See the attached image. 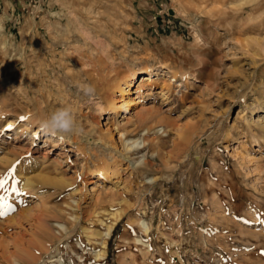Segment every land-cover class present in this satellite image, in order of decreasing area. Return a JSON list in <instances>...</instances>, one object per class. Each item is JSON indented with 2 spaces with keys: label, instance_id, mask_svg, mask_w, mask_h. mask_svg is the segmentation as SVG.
Here are the masks:
<instances>
[{
  "label": "rangeland",
  "instance_id": "rangeland-1",
  "mask_svg": "<svg viewBox=\"0 0 264 264\" xmlns=\"http://www.w3.org/2000/svg\"><path fill=\"white\" fill-rule=\"evenodd\" d=\"M258 115L264 0H0V264H264Z\"/></svg>",
  "mask_w": 264,
  "mask_h": 264
},
{
  "label": "bare ground",
  "instance_id": "bare-ground-1",
  "mask_svg": "<svg viewBox=\"0 0 264 264\" xmlns=\"http://www.w3.org/2000/svg\"><path fill=\"white\" fill-rule=\"evenodd\" d=\"M260 22V21H259ZM257 25V24H256ZM162 75V72H158V71H155L154 73H153V75L152 74H146V75H143V76H140V81H139V83L137 84V86H136V88H135V90H136V92H137V95H136V99H138V101H139V104H140V108H139V110H137L136 112H140V111H142V109H144V110H146L145 112L146 113H143V115H147V116H149V117H153V116H155V110H152V109H150L148 106H146V105H144V103L142 102V100L140 99V97H141V89L144 87V86H146V85H149V87H150V89L152 88V86L154 85V81H155V79H157L159 76H161ZM156 76V78H154ZM157 83L158 82H155V84L157 85ZM132 79H130V78H128V79H125V80H123L121 83L118 81H115L114 80V82L112 83V84H110V93L109 94H107L105 97H104V99H105V106H106V108L108 109V110H111V111H113L114 113H117L119 110H121L122 108H125V112L126 113H129V111H130V109H128V107L130 106V103L131 102H133V100L130 98V87H132ZM155 85V86H156ZM115 91L116 92H118L119 93V96H117L116 97V95H115ZM162 91V90H161ZM152 92V91H151ZM149 95V94H148ZM149 108V109H148ZM28 117V116H27ZM143 117V116H142ZM156 120V119H155ZM248 122H251V123H254L255 125H257V126H259V127H261V128H264V120L262 119V118H260V115H258V116H256V119H254V118H251V119H249L248 120ZM28 123H30V120L28 119L27 121H26V124H28ZM44 122H42L40 125H38V129H41L42 127H40V126H42V124H43ZM26 124H25V127H26ZM45 124H46V122H45ZM262 124H263V126H262ZM37 128L34 130V132H33V135H34V133H36L37 132ZM43 129H44V127H43ZM42 129V130H43ZM44 132H48V130L47 129H44L43 130ZM16 133V132H15ZM49 133V132H48ZM48 139H49V137H47ZM31 142H32V139H31ZM50 143L52 144V146H60V143L58 142V139L57 140H55V141H53V140H51L50 141ZM21 152H20V161H21ZM2 157V156H1ZM3 158V157H2ZM5 158V157H4ZM19 158V152H17V151H14L13 152V160L15 161L16 159H18ZM10 159V158H9ZM1 160V159H0ZM4 160V159H3ZM9 161L10 160H7V161H5L4 160V162L5 163H8V164H10L9 163ZM13 162V161H12ZM1 163V162H0ZM4 164V163H3ZM110 164H108V163H103V165H102V168H99L97 171L99 172V176H98V178L97 179H91L90 180V183H93L94 184V186H98L99 187V185H100V183L101 182H104V183H106V182H108V181H110V182H112L113 181V179H118L119 178V174H118V169H116L115 167V165L116 164H114V166H113V168H111L110 166H109ZM22 166V165H21ZM28 168H30V165H27L26 167H24V168H21L20 167V173L22 174L23 173V170L25 171V169H27V170H30V169H28ZM23 169V170H22ZM32 170H30V171H33L34 172V169H33V167L31 168ZM29 171V172H30ZM101 171H103L104 173H105V175L104 174H102L101 173ZM25 173V172H24ZM26 174V173H25ZM30 175V176H29ZM34 176V177H33ZM25 181H23V182H25V183H29V182H31L32 183V180L33 181H36V182H50L51 180L48 178L47 179V177H45V176H43V174L41 173V172H38L37 174L35 173V175H32V174H26L25 176ZM62 183L63 182V177L62 176H60L59 175V177L57 176V180L54 178V179H52V183ZM114 185V184H113ZM101 187H102V185H101ZM29 189V188H28ZM100 191H102L101 189H100ZM98 194H101L100 192H98ZM102 195V194H101ZM49 216H53V218H60V215H58V214H49V213H47ZM104 224V223H103ZM44 238H43V240H42V238H41V240L43 241V244H44V246L41 248L43 251H45V252H48L49 251V247H50V243L52 242V241H54V239H58V240H60L59 239V237H56V236H52V233H51V231H50V228H49V226L47 225V224H45L44 226ZM58 227V231H60V232H62L63 230H64V227H62L61 225H58L57 226ZM108 229L107 230H109L110 229V226H108L107 227ZM147 230V229H146ZM66 232V231H65ZM64 234V233H63ZM62 234V235H63ZM97 234H98V236H100L99 235V233L97 232ZM106 235H108V234H106ZM64 236V235H63ZM58 240H56V241H58ZM105 242H101V244H102V246L103 247H105V244H104ZM98 257H99V253H97L96 255H95V258H97L98 259ZM53 261V258H49V262H52ZM99 261H97V262H95L94 264H99L98 263ZM13 263H15V264H18V262H17V259L13 256ZM59 264H61V263H59Z\"/></svg>",
  "mask_w": 264,
  "mask_h": 264
}]
</instances>
